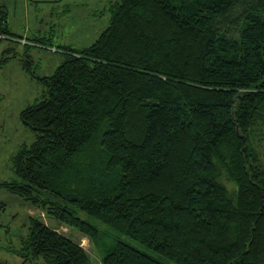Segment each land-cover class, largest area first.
<instances>
[{
	"label": "trees",
	"instance_id": "16d2710c",
	"mask_svg": "<svg viewBox=\"0 0 264 264\" xmlns=\"http://www.w3.org/2000/svg\"><path fill=\"white\" fill-rule=\"evenodd\" d=\"M112 11L39 79L42 99L20 114L37 140L0 184L93 254L32 217L22 264H264V0ZM7 23L0 6V40Z\"/></svg>",
	"mask_w": 264,
	"mask_h": 264
},
{
	"label": "rangeland",
	"instance_id": "374dc122",
	"mask_svg": "<svg viewBox=\"0 0 264 264\" xmlns=\"http://www.w3.org/2000/svg\"><path fill=\"white\" fill-rule=\"evenodd\" d=\"M119 2L0 0V6H5L8 12L7 27L12 34L0 40V60L17 56L0 66V184L17 179L15 154L22 145H31L37 140L36 133L22 125L20 114L42 99L44 86L39 79L54 74L64 62V47L83 48L94 43L108 27L112 9ZM25 60L31 61L32 73L25 70ZM228 186L232 187L231 184ZM44 214L42 209L0 187V264H22L23 258L15 251L22 248L32 217L40 218L83 246L89 255L93 254L87 238ZM93 222L99 224L96 220ZM131 244L150 253L135 242Z\"/></svg>",
	"mask_w": 264,
	"mask_h": 264
}]
</instances>
